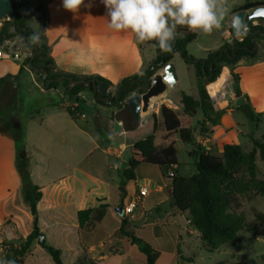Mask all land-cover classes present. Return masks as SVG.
<instances>
[{"label": "crops", "instance_id": "crops-1", "mask_svg": "<svg viewBox=\"0 0 264 264\" xmlns=\"http://www.w3.org/2000/svg\"><path fill=\"white\" fill-rule=\"evenodd\" d=\"M227 1L229 4L234 2V0ZM19 3L20 10L24 13L35 11L40 6L44 7V33L56 70L78 77L104 78L112 84L109 93L116 92L118 84L123 79L144 72L157 58L152 41L141 44L135 40L131 32H115L108 28L107 13L101 0H85L84 5L77 12L65 10L62 0H37L32 7H27L22 0H19ZM245 5L231 10L230 17L227 18L228 22L230 21L229 24L235 17V11ZM33 21L34 15H30L29 24L31 25ZM258 22L259 25L264 26V19ZM254 23L256 26L257 21ZM231 26L223 33L224 40H226L223 45L234 38L231 34ZM195 33L198 40L200 34L198 31ZM13 48L16 51V58L0 60V80L9 77L0 90L7 91L5 100H11L7 103L8 105H4L6 107L4 110L0 108V116L10 121L19 120L21 122L23 104L18 97L21 88L27 85L29 90L37 88L45 93L50 90L44 89L42 82L38 83L36 74L30 67H25L23 73L19 74L20 67L28 54L20 52L17 46ZM263 59L264 57L259 58L255 62L241 61L231 67L233 68L232 73L238 75L240 79L241 97H237V90L232 91L230 95L235 96L236 103L239 99L243 100L244 105H248L258 115H264ZM177 85L178 81L173 88ZM221 88L219 87L215 94L211 95L215 109L216 102L222 105L224 101ZM182 92L187 94L183 90H178V105L168 99L167 90L163 95L154 98L148 110L142 113L140 126L144 115L150 114L153 119L155 116L157 130L164 129L160 108L162 105L168 107V103L171 102L176 106V109L172 110L177 113L182 112L180 105ZM10 96L11 99H9ZM60 96L59 102L50 100L39 114L36 116L31 114L25 126L26 156L29 160L30 178L33 185L40 187L43 191V198L39 205L41 233L45 235L47 245L61 250L64 264H143L145 257L136 244L123 234H121L122 238L115 237V232L120 231L123 223L122 216L116 210L128 201L127 189L130 184L134 187L138 179L137 173L136 180L125 185L126 192L122 193L119 206H112L108 192L97 194L94 196L95 206L89 208L97 209L106 205L104 214L94 216L82 230L78 221V212L88 209L90 194L82 180L85 172L81 168V159L97 153L110 156L115 162L114 168L119 171V167L122 168L128 164L131 149L140 140L127 145L123 144L121 148L112 151L108 142L101 140L86 128L85 123H81L84 114L79 113L77 120L71 118L67 110L70 106L68 98L61 90ZM194 98L198 99V94ZM73 105L79 106L80 104L73 102ZM118 111L119 108L115 107L113 115L115 116ZM220 112L226 114L222 117L221 125L213 128L210 138L204 140L198 138V141L202 142L207 149L218 148L221 151L224 144L241 145L239 137L243 136L242 128L235 121L227 122L228 116L238 112V109L235 110L233 106L228 111ZM178 115L182 120H187L183 112L182 115L179 113ZM201 119L200 112L195 121ZM115 121V118L106 119L107 133H110V124L113 127ZM133 131H126L123 128L122 131L113 134L131 138L130 134ZM177 136V133H169L165 130L163 141L158 144L155 134V145L164 148L173 144L176 147ZM209 144H213L214 147ZM16 154L17 147L14 139L0 133V252L2 254L4 251L1 244L4 241L18 246L33 230L30 209L23 201V185L16 168ZM191 161L193 163L192 159ZM145 185L159 193L167 191L168 198L172 201L170 208L166 211L160 204L148 206L145 198L137 214H133L129 219L124 213L129 222L126 230L133 232L136 237L154 249L155 264H195L193 259L197 252L194 250L199 248L206 250V246L201 241V234L192 223L190 213H181L174 208L170 193L171 184L162 186L157 179L152 178V180L146 179ZM154 210L156 213L152 216ZM130 222L134 223L130 225ZM80 232L83 233L82 237ZM71 233L75 235L73 245H71ZM43 250L45 251L39 241H35L24 264L29 261L30 264H39L37 260L32 259L34 258L33 251L44 255ZM184 250L192 256H185ZM30 256L32 258L29 259Z\"/></svg>", "mask_w": 264, "mask_h": 264}, {"label": "trees", "instance_id": "trees-1", "mask_svg": "<svg viewBox=\"0 0 264 264\" xmlns=\"http://www.w3.org/2000/svg\"><path fill=\"white\" fill-rule=\"evenodd\" d=\"M16 16L11 20H6L0 29V45L12 42L20 38L21 44L28 57L20 67V75L25 67L30 64L40 72L34 73L43 80V73L47 74L44 79L45 85L52 81L48 89H57L60 84L65 86V96L69 102L84 104L88 101L82 100L84 92L91 93L96 99V104L102 107H115L119 101V110L124 101L133 93L146 94L147 91H141L140 86L149 81V88L152 85V79L157 72L165 69L172 63L174 55L179 53L187 64L194 66L198 99L181 93V102L183 115L187 120H182L178 113L169 107L162 105L160 114L163 120L164 129L169 133H177L180 141L190 147L189 156L193 160L197 173L190 177H183L177 173L178 150L175 145L159 148L155 145V135H151L135 143L131 149V157L127 168L122 173L124 184L136 180V171L141 165H151L158 167L161 173L171 182V197L174 208L181 213H190L192 223L201 234V241L206 245L209 252L219 250L226 243L235 245L240 242V233L249 232L253 237H258L264 229V212L256 213L255 224H248L245 217L237 212L241 209L240 197L252 198L253 195H259L264 198V181L258 179L259 166L258 158L264 164V139H253V150L245 154L243 148L238 144H224L221 151L217 149H207L198 138L204 140L210 138L213 134V128L221 125L222 117L225 112H217L208 86L215 82L221 74V64L228 63L231 66L237 65L241 61L255 62L259 59L258 52H253L255 42L264 35L253 34L257 30L264 32L263 25H250L247 27L243 40L236 38L233 27L231 34L234 37L232 42L225 43L219 50L208 55L206 59H196L187 52V47L197 40V34L189 31L187 28H178L177 38L173 44V50L169 53L160 51L155 47L157 58L154 63L139 75L123 79L117 86L116 97L111 98V105H104L98 101L99 93L94 94L92 85L79 84L71 91L68 88L67 78L71 77L75 82L95 81L97 84L109 83L98 76L78 77L76 75L58 71L54 67V61L51 57V50L48 45L45 33L40 35L38 45L30 42V37L35 34L29 24V16L41 12L45 18L44 7L40 6L35 11L24 13L20 10L19 0H13ZM264 3L248 2L244 7L235 11V13L246 10L250 11ZM45 21V19H44ZM155 42L152 41L154 45ZM223 51V57L216 58ZM213 64V76L210 75V66ZM31 68V67H30ZM233 79L238 86L237 97H241L239 87V77L232 73ZM58 78H64L63 83H56ZM9 77L0 80V87L7 82ZM240 102V99L237 103ZM238 109H246L253 122L256 121L258 114H255L248 105H242ZM69 115L73 120L78 119V114H83V108L79 105L75 109L67 108ZM201 112L202 119L195 121L197 115ZM261 116V114H259ZM155 119V116H154ZM113 120V117L111 118ZM154 133L157 130V122L154 120ZM0 133L6 134L14 139L17 147L16 168L20 175L23 185V201L30 209L33 218V230L27 236L24 242L18 246H3L4 255L7 261L14 264H23L25 258L31 253L33 243L39 241L42 234L39 227V205L43 198V191L40 187L33 185L30 172L29 160L26 156V136L25 130L19 120H7L0 116ZM125 197V195H123ZM107 206H101L97 209L88 208L78 212V221L82 230L91 219L98 215H103ZM123 223L120 232L138 246L139 251L144 255L143 264H155L153 253L154 249L142 239L135 236L133 232L127 231L128 220L122 216ZM81 237L83 233L80 232ZM40 246L51 256L54 264H64L62 261V252L59 249L47 245L46 241L40 242Z\"/></svg>", "mask_w": 264, "mask_h": 264}, {"label": "rangeland", "instance_id": "rangeland-1", "mask_svg": "<svg viewBox=\"0 0 264 264\" xmlns=\"http://www.w3.org/2000/svg\"><path fill=\"white\" fill-rule=\"evenodd\" d=\"M24 1L27 7H32L37 0H22ZM258 2L264 3V0H234L232 4H229L227 1V5L229 11L225 17L222 27L219 30H215L211 34H204L203 32H199L200 37L197 41L191 43L187 47V52L196 59H206L209 54L216 52L219 48L223 45L226 40H224L223 33L227 28H230L232 23L229 24L227 18L230 17L231 10L241 7L247 2ZM6 20H1L0 22L3 24ZM232 22V21H231ZM229 24V25H228ZM260 23L257 21L256 25ZM233 40L231 39L230 42ZM258 43V48L256 52H258L259 58L264 57V40L259 38L256 40ZM229 43V42H228ZM5 45V43L3 44ZM8 47L17 46L20 52H25L22 47L20 38L15 39L12 42L7 43ZM14 49V48H13ZM28 57V56H27ZM264 60V59H263ZM172 65L175 67L176 75L178 77V85L173 88L168 86L167 89V97L173 103L177 104V96L178 90H183L187 94L196 97L198 94V87H197V79L194 66L187 64L184 59L182 58L181 54L177 53L174 55L172 60ZM226 62L221 64V74L219 75L218 79L211 83L208 86V90L210 94L213 96L216 90L219 87L221 88V93L224 96V101L221 103H215L216 109L218 112L229 109H238V107L244 105L243 100H240L239 103L235 102V96L230 95L232 91H236L238 86L236 85L232 71L233 68ZM158 74L165 75L164 69L157 72ZM225 78V81H221L217 83L221 75ZM36 79L38 83L43 82L42 78L36 75ZM28 84V80H25ZM240 87V84H239ZM57 89H60L62 93H65V86L60 84ZM56 90V89H53ZM59 91H48V92H41L40 89L34 88L33 90H29V87L23 86L18 94L19 99L22 101V114H21V125L26 130L25 126L28 122L31 114L36 116L40 113L41 109H43L46 104L50 100H54L59 102L61 100ZM7 91L0 90V108L3 110L6 108L4 107L5 104L10 103L11 100H5V96ZM116 92L111 91L108 94V98H115ZM11 99V96L9 97ZM82 100H86L88 102L84 104H80L83 107V114L84 118L81 120V123L86 124V128L95 133L101 140L108 142L111 150L119 149L123 146V144H131L135 140H143L151 135H157L158 144H161L163 141V134L164 129H158L156 133H154V119L150 114H146L143 117L142 125L131 132V138H127V136H117L114 135V126L110 124V133L106 132L105 122L106 119L115 118L113 113L115 112V107H102L96 104V99L94 96L89 92H84L81 98ZM154 99L152 100V102ZM8 105V104H7ZM178 105V104H177ZM232 105V106H231ZM75 105L73 102H70L69 109H75ZM264 112V111H263ZM180 115H182L181 111H178ZM235 121L240 125L243 130V136H240L239 139L241 141V146L243 148V152L245 154L250 153L253 150V143L252 140H263L264 139V115H258L256 117V121L253 122L246 112V109H238V112L233 113L232 115L228 116L227 122ZM177 143L176 147L178 150V161L179 166L177 167V172L180 176L190 178L197 173V169L194 167L191 158L189 156V146L183 144L179 137L176 138ZM220 145V144H219ZM209 146L214 147L213 144H209ZM89 147V144H87ZM218 148H213L212 150ZM81 168L85 172L83 176V182L86 185L87 190L89 191V203L87 208L95 206V197L97 194H103L105 192L109 193V202L112 206L117 207L121 203L122 199V188H126L122 173L124 169L127 167L125 164L122 168L119 167V171L114 168V160L110 156H104L102 154H94L93 156L83 157L81 159ZM126 160V158H125ZM109 165V166H108ZM258 166H259V174L258 179L264 181V164L260 158H258ZM137 181L134 183V187L132 184L129 185L126 193V197L128 201L133 197L134 193L138 192L139 187L145 186L149 191L148 197H146L145 203L148 206H155L160 204L162 209L168 211L170 208V204L172 201L168 198V192H157L152 190L150 186L145 185V180H152V178L157 179V181L162 186H170L171 182L164 176L158 167L151 166V165H141L137 170ZM91 197H94L91 199ZM239 202L241 203V209L237 212L245 217V220L248 224H255L256 219L255 215L259 212H264V198L259 195H253L252 198L249 197H240ZM126 205V203H125ZM125 205L123 207H125ZM140 204L134 211L133 214H137L140 210ZM156 211L151 214L152 216L155 215ZM132 214V215H133ZM132 215H128L130 219ZM134 222H130L132 225ZM130 228V226H129ZM116 238H122L121 232L118 230L115 232ZM241 240L239 243L232 245L230 243H226L223 245L219 250L209 252L203 250L201 248L195 249L194 252V263L195 264H264V229L258 237H253L249 232L243 231L240 233ZM75 235L71 233V245H73ZM6 247L14 246L10 242L4 241L2 244ZM44 251V250H43ZM34 258L31 256L28 257L29 259L32 258L33 260H37L39 264H54L51 256L44 251V255L38 254L36 251H33ZM185 256H192L189 252L184 250ZM0 260L7 261L4 254L0 252ZM25 262H23L24 264ZM30 264V261L27 262Z\"/></svg>", "mask_w": 264, "mask_h": 264}, {"label": "clouds", "instance_id": "clouds-1", "mask_svg": "<svg viewBox=\"0 0 264 264\" xmlns=\"http://www.w3.org/2000/svg\"><path fill=\"white\" fill-rule=\"evenodd\" d=\"M107 13V26L115 32H131L138 43L153 41L154 47L169 53L177 38L178 28L211 34L219 30L229 11L227 0H101ZM85 0H62L63 8L77 12ZM89 6H91L89 4ZM232 27L236 38L242 39L246 30L238 17ZM38 45L40 33L30 37ZM225 81L223 74L217 81ZM0 264H14L0 260Z\"/></svg>", "mask_w": 264, "mask_h": 264}, {"label": "water", "instance_id": "water-1", "mask_svg": "<svg viewBox=\"0 0 264 264\" xmlns=\"http://www.w3.org/2000/svg\"><path fill=\"white\" fill-rule=\"evenodd\" d=\"M16 16V10L14 6L13 0H0V20H11L15 18ZM235 17H238L241 25L246 28L250 25H252L254 22L264 19V6H259L253 10L246 11L241 10L235 14ZM31 28L35 33H40V35L44 34L45 31V25H44V19L43 14L41 12H36L34 15V21L31 24ZM234 32L235 29L233 28ZM256 35H264V32L261 30H257L254 32L253 36ZM258 48V43L255 42V48L253 52L256 51ZM223 57V51L221 54L216 58L217 60L221 59ZM30 67L35 72H40L39 70L35 69L32 63L30 64ZM213 64L210 66V75L208 78H211L213 76ZM164 74H156L154 78L152 79V85L149 88V81L143 85L140 86L139 89L141 91H147L146 94H139L134 93L131 96H129L123 103L122 108L115 114V123H114V131L116 133L122 131L124 128L126 131H133L137 129L141 124V117L142 113L146 112L150 106V102L152 99L157 98L165 93L168 86L174 87L178 81V77L176 75L175 67L174 65L170 64L164 69ZM47 77L46 73H43V82L42 87L44 89H47L52 81H49L45 85L44 79ZM68 80V88L69 91H71L74 87H76L79 84H85L87 86L92 85L94 88V94L99 93L101 96L98 97V101L103 103L104 105H111L112 100L108 98L109 89L111 85L109 83H99L97 84L95 81H79L75 82L73 78L69 77ZM56 83H63L64 78H58L55 80ZM121 103L118 101L115 104V107H119ZM154 188V186H153ZM122 193H125V188H122ZM116 212L120 215H124V207H119ZM40 242L45 241V235L41 234L39 237ZM204 246H206L204 244Z\"/></svg>", "mask_w": 264, "mask_h": 264}, {"label": "built area", "instance_id": "built-area-1", "mask_svg": "<svg viewBox=\"0 0 264 264\" xmlns=\"http://www.w3.org/2000/svg\"><path fill=\"white\" fill-rule=\"evenodd\" d=\"M1 21V20H0ZM255 25V23H253ZM2 27V23L0 22V28ZM247 30V28H246ZM242 41L243 39H239ZM2 45L0 47V60H9L16 58V51L12 47H8V45ZM168 107L170 109H176V106L172 104L171 102L168 103ZM149 189L147 187H139V190L137 193H134L133 197L126 202V205L124 207V213L125 215H132L135 211V209L143 203L144 199L148 196Z\"/></svg>", "mask_w": 264, "mask_h": 264}]
</instances>
